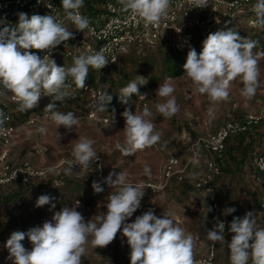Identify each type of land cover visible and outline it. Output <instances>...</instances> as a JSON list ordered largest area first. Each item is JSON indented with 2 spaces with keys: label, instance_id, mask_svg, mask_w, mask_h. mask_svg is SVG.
Wrapping results in <instances>:
<instances>
[{
  "label": "clouds",
  "instance_id": "clouds-1",
  "mask_svg": "<svg viewBox=\"0 0 264 264\" xmlns=\"http://www.w3.org/2000/svg\"><path fill=\"white\" fill-rule=\"evenodd\" d=\"M193 8H203L208 0H189ZM122 10L143 21L145 27H158L167 18L171 0H118ZM65 19L70 21L75 29L83 32L90 28L89 19L82 15L80 9L84 0H61ZM252 11L255 13L253 26L264 28V0H257ZM16 24L0 19V97L8 93L17 103L18 112H26L38 106L42 97H51L45 107L56 129L63 126L71 131L79 126L80 120L75 113L56 110V101L70 97L76 89H86V80L90 68L101 70L109 59L103 49L91 54H82L73 59V65L66 68L58 66L50 58L51 52L62 42L73 38V33L65 26L64 21L53 15L26 13L18 14ZM257 41L241 37L232 28L220 29L210 33L203 41L202 51L198 54L194 48L187 53L183 64L184 77L188 78L198 94H206L211 101L221 102L229 98L233 81L239 80L243 87L240 95L251 100L259 87L260 69L258 55L254 53ZM45 52L43 57L30 50ZM116 58L112 59L115 62ZM71 78V83L69 82ZM147 83L143 76H137L120 90V100L127 104L132 95L140 100H146V94H141L139 85ZM73 84L75 88H73ZM175 87L172 78H165L156 90V96L163 98L157 103V112L165 118H171L179 112V105L173 95ZM112 95L106 91L97 93L94 107L97 112L107 110L112 101ZM114 111V110H113ZM125 125L124 143H117L116 149L124 156L134 155L137 151L151 148L161 141V133L155 130L156 125L151 119L152 111L146 104L142 112L133 113L125 108L121 114ZM0 117L3 113L0 112ZM111 121L115 122L114 114ZM0 119V125H3ZM5 129L0 126V134ZM42 134L44 127L38 129ZM102 134V133H101ZM57 139L63 137L57 132ZM94 141L88 137H79L72 150V161L65 169V175H71L73 166L79 165L81 170L89 168L99 160L94 148ZM48 173L55 174L56 169L50 167ZM144 174L151 175V169L144 168ZM113 177H115L113 179ZM112 189L104 203L106 212L85 220L83 214L77 211L80 206L76 201L72 207H63L54 213L50 220L42 226L30 228L27 232L14 231L4 247L8 251V260L12 264H82L88 245L92 248H103L111 244L122 230L129 246L130 264H195V240L191 233H186L174 220L171 211H163L160 216L149 209L135 220L128 223L129 218L141 205L144 195L143 185H133L128 181L127 171L109 172L103 181ZM94 193L104 191L100 182L93 181ZM53 197L41 195L36 201V207L51 204ZM210 211V209H209ZM228 207L225 215L235 212ZM215 223L207 231V239L213 242L225 241V223L214 218ZM228 231L232 233L227 247L230 250V264H264V227H261L251 211L243 218L233 217ZM28 238L32 244L28 250L22 241Z\"/></svg>",
  "mask_w": 264,
  "mask_h": 264
},
{
  "label": "rangeland",
  "instance_id": "rangeland-1",
  "mask_svg": "<svg viewBox=\"0 0 264 264\" xmlns=\"http://www.w3.org/2000/svg\"><path fill=\"white\" fill-rule=\"evenodd\" d=\"M94 1L101 4L105 0ZM85 7L84 4L83 9ZM255 19L256 17H239L236 21L224 25V28L225 30L232 28L241 37L257 41L253 52L260 54L264 53V28L253 26ZM184 35H187V39L191 40L190 45H187ZM197 40V30L183 28L179 34L174 35L166 43L145 47L142 52L133 51L125 55L116 68L104 67L101 71L90 68L86 82L94 86L105 87L110 95H113L117 89L120 91L129 82L136 80L137 76H143L147 81L145 85L138 87L140 93H150L147 105L153 113L151 119L156 125L155 130L162 134L161 141L157 145L137 151L131 156H124L116 149L115 145L118 142L124 143L125 121L121 114L125 108L139 102L138 96L135 94L129 98L127 106L120 103L115 106L116 108L107 107V110L102 112L110 119L114 114L115 122L110 121L109 123L85 118L81 112L82 105L79 103H70L65 99L61 102L56 101L57 111L64 113L71 111L79 118V126L74 127L71 131L66 130L63 126L56 129V125L45 117H40L33 124L29 123L32 113H47L44 109L50 102H53L52 99H48L26 112H18L16 103L0 97V112L3 113V117L9 114L13 124L18 128L17 136L11 146H5L0 140V157L7 153V163L15 167L28 162L35 168L54 167L56 169L55 174L49 173L45 179L39 180L30 187H22L20 184L0 186V264H12V261L7 259L8 251L4 245L14 231L27 232L30 228L42 226L46 220L52 218L55 212L65 206L72 207L76 201L80 203L77 211L83 214L86 221L95 214L106 212L107 209L103 205L107 202V197L112 189L103 181L109 172L113 171L116 173L127 171L130 183L133 185L142 184L144 195L141 202L149 203L142 210L137 209L126 222H133L136 216L149 209L154 210L157 216H160L163 211H171L174 214L175 222L186 233H191L194 237V259L207 255L213 243L207 239V231L211 230L212 225L210 204L208 197L194 187V182L198 181L205 173L204 162L193 166L189 171V177L184 181H172L168 187L159 192H152L146 185L161 181L169 152L176 154L186 163L191 156L190 146L199 136L215 133L229 121L242 120L249 115H262V121L250 133L234 136L231 139L233 141L227 143L226 152L222 157L203 154L204 158L212 157L222 167L220 178H222L221 186L225 192L228 190V186L230 189L242 190L251 185L254 188L250 189L256 197L261 186L252 182L253 178L248 179L247 175L243 176L239 171L241 168L237 169L236 163L240 159L243 160L242 163L245 166L244 163L249 157V153L264 152V55H258L259 87L251 100H246L240 95L243 84L236 80L232 82L229 98L225 101L214 102L206 94L196 93L192 82L183 76L184 72L180 76L171 75L173 65L177 63L180 67L181 61L186 62L187 53L190 48L195 49ZM73 59H57L55 62L58 66L68 68L73 65ZM168 77L172 78L175 87L173 95L180 109L171 118L163 117L155 108L157 103L163 102V98L156 96V90L159 84H162ZM41 127L46 129L43 134L38 131ZM57 132L63 137L62 139H57ZM79 137H88L94 141L93 146L98 156L103 160V177L96 173H77L73 170L71 175H65L66 167H58L63 159L72 155L74 144ZM244 143L247 145L244 146ZM241 147H245L242 154ZM223 159L224 162H222ZM145 166L151 169L150 176L144 174ZM93 181L100 182L104 191L98 194L94 193ZM45 194L54 198L52 203L55 204V208H52L51 204L36 207L38 197ZM228 197L229 195L225 198L230 201ZM255 197L245 199V205L240 208L238 217L243 218L244 211L251 210L257 214L264 227V213L259 210ZM231 198L234 199L233 196ZM232 219L230 215H224L226 221L225 241L219 242L221 255H217L215 264H230V250L227 244L233 235L228 231ZM22 244L26 249L31 250L32 244L27 237L22 241ZM216 249H218V242ZM129 252L127 240L123 237L121 230L117 233L114 241L106 247L94 249L89 244L86 255L82 257V264H125L130 261ZM249 264H251V260H249Z\"/></svg>",
  "mask_w": 264,
  "mask_h": 264
},
{
  "label": "built area",
  "instance_id": "built-area-1",
  "mask_svg": "<svg viewBox=\"0 0 264 264\" xmlns=\"http://www.w3.org/2000/svg\"><path fill=\"white\" fill-rule=\"evenodd\" d=\"M257 0H208V5L203 8H193L189 0H171V6L168 10V16L162 20L158 27H145L143 21L134 17L129 12L122 10L118 0H105L98 4L95 2L93 10L87 12L83 7L80 9L82 15L86 16L90 21V28L83 32L75 29L74 25L66 20L65 13L61 4V0H0V19H4L7 23L16 24L18 14L23 12L30 17L33 14L53 15L63 20L69 31L73 33V38L66 42H62L59 46L52 50L50 58L53 60L71 59L82 54H91L96 51L104 50L106 57L109 59L107 65L114 66L120 57L129 53L133 48L139 51L147 46L164 40H170L173 35L179 34L183 28L194 29L204 34L205 38L210 33L224 29V25L236 21L239 17H255L252 11L253 5ZM3 27V25H0ZM187 45L191 44V40L184 35ZM37 55L43 57L45 52L40 50H30ZM116 58L115 62L112 59ZM71 83V78H69ZM86 89H76L70 97L65 98L70 103H79L82 105L81 112L85 118L92 121L109 123L111 119L102 112H97L94 103L96 95L99 92L106 91V88L98 85L94 86L86 83ZM73 88L75 85L73 84ZM146 94V100L130 105L128 108L135 113L142 112L150 93ZM2 98H7L11 102L16 103L11 93ZM52 99L44 96L40 99L39 104ZM17 104V103H16ZM40 117L50 119L48 113H32L29 117V123H35ZM3 125L5 131L0 134V140L5 146L9 147L13 144L17 136L18 128L13 124L9 114L4 115ZM263 117L257 115H249L242 120H232L222 125L215 133L199 136L190 146V157L184 161L176 154L168 153L167 160L162 172L161 181L158 183H149L147 188L156 193L168 187L170 182L176 180L184 181L189 177V171L193 166L201 164L205 161V173L194 182V187L202 191L209 199L210 214L212 217L211 229L216 222L214 218L224 220V210L226 207L222 204L216 187V179L222 175L221 166L212 157H222L227 149V141L237 135L247 134L256 127ZM51 120V119H50ZM204 153L209 154V158H204ZM7 153L0 157V185L20 181L24 184L31 183L41 178H45L49 173L47 168H35L28 162L22 163L20 166H12L6 161ZM72 155L62 160L58 167H69L72 161ZM253 164L258 171L259 181L262 184V193L259 201V210L264 213V153L254 158ZM73 170L79 173L88 171H96L97 175L103 177L104 167L103 160L93 163L89 168L81 170L79 165H74ZM148 202H141L139 210L147 206ZM251 210L246 209L244 214ZM253 212V211H251ZM254 213V212H253ZM255 217L261 227L263 223ZM217 259L216 244L209 248L206 256L195 258V264H215ZM125 264H130V261Z\"/></svg>",
  "mask_w": 264,
  "mask_h": 264
},
{
  "label": "crops",
  "instance_id": "crops-1",
  "mask_svg": "<svg viewBox=\"0 0 264 264\" xmlns=\"http://www.w3.org/2000/svg\"><path fill=\"white\" fill-rule=\"evenodd\" d=\"M242 135H245V134H242ZM232 141L233 140H231V141L229 140L230 143ZM246 145H247V143H244V146H246ZM244 148L245 147H243V148L241 147V149H242L241 150V154H242V151L244 150ZM263 153H259V154L257 152H254L253 154H250L249 153V157L246 158V161L244 163L245 166H243V163H242L243 160H240L239 159V161L236 163L237 169H238V167L241 168V170L239 169V171L241 172V174H243V176L247 175L248 179L249 178H253V181L252 182H256V185L261 186V189H259V191L257 192L256 197L254 196L255 193L250 189L251 187L254 188L251 185H248L247 189L243 188L242 190L241 189H239V190L230 189L229 186H228V190L225 192L224 188L221 186V184H222V181H221L222 178L218 177L216 179V186L218 188L217 190H218L219 196L221 197L222 204L226 208L232 207V208H235L236 209L235 212L229 214L230 215V218H233L234 216L235 217H238L239 216L238 215V212H239L240 208L245 205V202H246L245 199L248 200L249 197L251 199L253 197H255L257 199V203L259 205V201H260L261 193H262V184L259 181V174H258V171H257V169L255 168V166L253 164V161H254V158L256 156L261 155ZM244 157H246V156H244ZM203 162H204V165H205V161H203ZM222 162H224V159H223ZM243 169H245V170H243ZM204 172H205V170H204ZM230 190H231V193H230ZM227 195H229L228 198H230V201H227V199L225 198ZM232 196H233L234 199L231 198ZM220 253H221V246H220V243L218 242L217 255L220 256L221 255Z\"/></svg>",
  "mask_w": 264,
  "mask_h": 264
},
{
  "label": "trees",
  "instance_id": "trees-1",
  "mask_svg": "<svg viewBox=\"0 0 264 264\" xmlns=\"http://www.w3.org/2000/svg\"><path fill=\"white\" fill-rule=\"evenodd\" d=\"M95 2L96 1H94V0H84V4H85V10L87 11V12H91L92 10H93V5L95 4ZM227 25V24H226ZM225 29V28H224ZM177 35V34H176ZM174 36V35H173ZM172 36V37H173ZM194 37V36H193ZM197 38H198V40H197V45L195 46V50L197 51V53L199 54L201 51H202V47H203V41L206 39L205 38V36H204V34L202 33V32H200V31H197ZM167 41H169V40H164V41H162V42H159V43H166ZM159 43H157V44H159ZM157 44H155V45H157ZM147 47H149V46H147ZM144 49L145 48H143V50L142 51H144ZM133 51H137V52H142L141 50L139 51L138 49H135V48H133V49H131L130 51H129V53H127V54H124V55H122L121 57H120V59H119V61L117 62V64L116 65H114V66H109V65H106L105 67H109V68H112V67H117L118 65H119V63H120V60H121V58H123V57H125V55H128V54H130L131 52H133ZM181 63V66L179 67L178 66V64L176 63L175 65H173V67H172V73H171V75H173V76H180L181 74H183V72H184V69H183V64H184V61H181L180 62ZM103 69V68H102ZM101 69V70H102ZM100 70V71H101ZM90 73V72H89ZM86 83H88V84H90L89 82H86ZM118 90V89H117ZM115 91L114 92V94L112 95V97H113V99H112V101L110 102V104L107 106L108 108L110 107H114V108H116L115 106H117L118 104H120V103H122L121 102V100H120V97H119V94H120V91ZM125 106H127L126 104H124ZM123 105V106H124ZM254 129V128H253ZM251 132V131H250ZM249 132V133H250ZM248 134V133H247ZM242 135V134H241ZM233 138V137H232ZM232 138H230L229 140H231ZM229 140L227 141V143L229 142ZM222 168V167H221ZM67 169V168H66ZM74 171V170H73ZM76 172V171H75ZM77 173H79V172H77ZM84 173H96V171H88V172H84ZM97 174V173H96ZM47 177V176H46ZM45 177V178H46ZM45 178H41V179H38V180H36V181H33V182H31V183H28V184H24V183H22V182H20V181H17V182H15V183H12V184H8V185H6V186H2V185H0V186H2V187H7V186H11V185H14V184H20L22 187H30V186H33L35 183H37L39 180H43V179H45ZM173 181H175V182H178V181H176V180H173ZM217 187V186H216ZM218 189V188H217ZM217 192H218V190H217ZM219 195V194H218ZM220 197V196H219ZM221 198V197H220ZM210 204V203H209ZM259 207V206H258ZM217 260V259H216Z\"/></svg>",
  "mask_w": 264,
  "mask_h": 264
}]
</instances>
